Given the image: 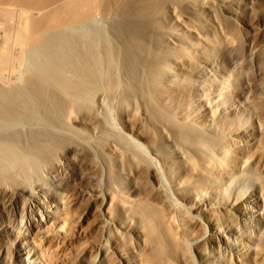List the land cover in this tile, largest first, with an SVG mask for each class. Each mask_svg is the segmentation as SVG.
<instances>
[{"label":"bare ground","instance_id":"bare-ground-1","mask_svg":"<svg viewBox=\"0 0 264 264\" xmlns=\"http://www.w3.org/2000/svg\"><path fill=\"white\" fill-rule=\"evenodd\" d=\"M215 1L231 13L244 0ZM206 2L0 0V264L84 261L68 248L96 212L133 236L122 251L107 234L104 255L119 264H189L191 246L203 260L205 244L230 252L220 264L255 262L263 193H227L235 171L251 161L264 167L262 152L251 154L264 118L255 130L226 132L214 123L226 112L217 97L198 95L200 111L191 108L183 80L195 62L190 49L211 45L198 35L191 48L181 45L186 37L169 24L176 9ZM9 212L26 215L24 231L8 223ZM236 213L246 232L230 223Z\"/></svg>","mask_w":264,"mask_h":264},{"label":"rangeland","instance_id":"rangeland-1","mask_svg":"<svg viewBox=\"0 0 264 264\" xmlns=\"http://www.w3.org/2000/svg\"><path fill=\"white\" fill-rule=\"evenodd\" d=\"M206 1L208 3L206 2V5L200 6V9H195L196 11L185 6L176 9V18L169 21L170 27L176 34L179 33L180 36L184 35L183 37H186V41H177L181 45L184 44L187 47L196 45L195 36L197 35L202 38L204 37V40L211 45L210 47L205 46L200 52L190 47V50L195 55V62L191 66L186 65V69L188 70L189 68L190 72L186 71L187 74L183 76V80L186 82L184 84L190 90L191 99L189 106L195 110H199L200 107L195 100L198 95L217 97L226 112L222 120H214L215 124L223 126L226 132L238 127L256 129L257 120L260 121L264 118V106L263 108L261 107L262 110L260 108L258 109L264 99V4H258V2H253V0H244L241 2V5H238L240 7H233L232 10L235 9L236 11L234 10L233 14H231L232 10L228 8L231 11V13H228L227 8L223 7L218 1ZM0 22V25H2L3 22L1 20ZM226 41H230L232 48H225ZM176 71L178 73L183 72H180V70ZM114 112V109L108 111L111 117H109L111 122H108V127L112 129L111 132H117V128L120 126L118 123V114ZM203 123L206 124L208 122L203 121ZM115 124L117 128H115ZM260 134H257L258 136L251 143V148L253 144L251 154L257 148L258 151L262 152V156H264V125ZM243 154L244 152H238V155L242 156V158L246 157ZM247 158L243 159L249 162ZM262 158L264 159V157ZM254 163L255 161H251L250 164L253 165ZM256 163L253 166L250 165L251 168L248 167V170H242L245 172L238 171V175V172L235 171L233 176L236 178L233 177L234 179H232L230 184V192L227 193V196L240 199L262 192L264 201V167L259 165L261 162L258 163L256 161ZM253 167H255L256 173H253L255 172L252 169ZM44 178L46 181H49V184L57 188V190H60V186H57L58 184L54 182L52 176H44ZM246 205L252 207L253 210L259 209L254 204L246 203ZM81 209L79 208V211ZM96 214L95 216L91 214L89 217L91 221L88 220V222L83 223V227L85 228L84 232H86L80 235L79 238L74 239V242H71L68 252L72 256H75V258L77 256L79 258V255L81 259L84 258V261L77 262V264L87 262L90 264H108L109 261H112V264H119L116 261V257L104 255V253L109 252L110 242L112 241V239H108L106 236L108 234L111 238H116L119 243L118 246H120L122 251L133 248V236L127 235L126 238V236L118 234L115 227L112 225L108 226L110 224L107 225L103 221L102 216L97 212ZM249 214H247V217H250ZM237 215L239 214L230 215L229 219H232L230 223L239 229V233L246 232L244 230L245 225L242 222L243 218H239ZM5 219L13 227H17V230L24 231L26 228V215L22 213L20 215H14L9 212ZM89 221L91 222L90 227ZM225 235L232 237V233L228 231H226ZM234 236L237 238V243L235 244L237 247H235H242L244 243L243 237L236 233L233 235V239ZM129 237H131V240ZM257 246L260 250V255L255 259V262L250 264H264V243H258ZM203 249L205 251V258L202 260V257L197 256L191 246L189 249V264H220L230 258V252L226 249L211 248L208 244H205Z\"/></svg>","mask_w":264,"mask_h":264}]
</instances>
